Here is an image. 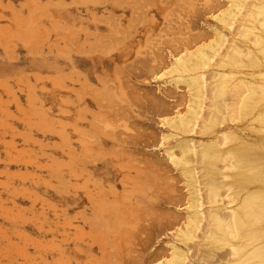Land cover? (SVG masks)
<instances>
[{"label":"rangeland","instance_id":"1","mask_svg":"<svg viewBox=\"0 0 264 264\" xmlns=\"http://www.w3.org/2000/svg\"><path fill=\"white\" fill-rule=\"evenodd\" d=\"M110 2L0 0V264H165L170 244L206 259L173 235L206 176L194 168L189 188L166 157L188 104L170 68L215 40L228 0H117L122 14ZM241 121L223 109L214 129Z\"/></svg>","mask_w":264,"mask_h":264},{"label":"bare ground","instance_id":"2","mask_svg":"<svg viewBox=\"0 0 264 264\" xmlns=\"http://www.w3.org/2000/svg\"><path fill=\"white\" fill-rule=\"evenodd\" d=\"M228 3L214 16L221 25V29L212 28L215 40L171 61L172 83L174 87L186 86L188 104L187 111L171 121V128L185 137L175 140L165 154L179 168L189 188L196 184L194 168L200 167L206 176L204 194L199 188L192 189L186 220L173 235L189 250L196 245L202 247L194 248L205 252L202 255L208 261L201 259L205 264H210L214 255H218L216 261H222L219 264H264V0ZM214 57L217 61L212 65ZM206 94L209 115L198 140L193 135L195 118ZM223 109L236 113L241 125L214 129L216 117ZM170 137L175 139L176 134L163 136ZM98 221L104 223L101 226L99 222L101 231L106 232V223L100 218ZM107 233L102 236L107 237ZM170 246L171 255L165 264H189L188 253L175 244ZM112 247H116L115 243ZM114 251L103 257L112 255V259L118 255Z\"/></svg>","mask_w":264,"mask_h":264},{"label":"crops","instance_id":"3","mask_svg":"<svg viewBox=\"0 0 264 264\" xmlns=\"http://www.w3.org/2000/svg\"><path fill=\"white\" fill-rule=\"evenodd\" d=\"M111 1L112 2H110L107 5L106 10L110 11L113 14H122L123 13V9L119 8L118 6H116L117 3H118L117 0H111ZM92 9L93 10H96V15H98L99 12H100L99 10H101L98 7H94ZM93 17H96V16H93ZM63 18H66L67 21L71 19L70 16H68L67 14H64L63 15ZM76 20H79V15H78V18ZM55 92L56 93H54V96L53 95L51 96V99H52L51 101H53L52 104H55L56 105L57 103L59 104V100H57V99L61 96V94H58L57 91H55Z\"/></svg>","mask_w":264,"mask_h":264}]
</instances>
